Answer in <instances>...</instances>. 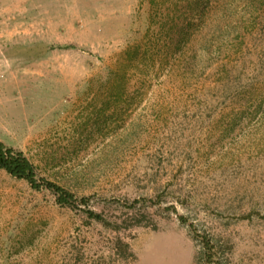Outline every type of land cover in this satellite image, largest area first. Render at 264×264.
I'll return each instance as SVG.
<instances>
[{
  "label": "rangeland",
  "instance_id": "374dc122",
  "mask_svg": "<svg viewBox=\"0 0 264 264\" xmlns=\"http://www.w3.org/2000/svg\"><path fill=\"white\" fill-rule=\"evenodd\" d=\"M0 141V264H264V0H0Z\"/></svg>",
  "mask_w": 264,
  "mask_h": 264
},
{
  "label": "trees",
  "instance_id": "16d2710c",
  "mask_svg": "<svg viewBox=\"0 0 264 264\" xmlns=\"http://www.w3.org/2000/svg\"><path fill=\"white\" fill-rule=\"evenodd\" d=\"M0 170L6 171L15 178L28 181L37 190L45 187L53 191L62 204H71L72 200H74V196L68 193L62 186L48 180L42 182L38 176L36 166L31 159L23 151L9 147L2 141H0ZM87 201V199H83V203H87L88 206ZM86 211L92 219L100 221L107 226H112V223L92 207H88ZM181 221L187 223L186 217L181 216ZM192 231L202 243L203 258L212 259L219 254L218 242L207 231L199 233L195 226L192 227ZM126 246L129 247V244L126 243Z\"/></svg>",
  "mask_w": 264,
  "mask_h": 264
}]
</instances>
